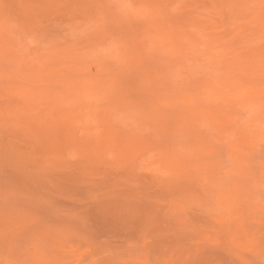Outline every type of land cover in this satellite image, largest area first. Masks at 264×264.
<instances>
[{"label": "rangeland", "instance_id": "rangeland-1", "mask_svg": "<svg viewBox=\"0 0 264 264\" xmlns=\"http://www.w3.org/2000/svg\"><path fill=\"white\" fill-rule=\"evenodd\" d=\"M0 264H264V0H0Z\"/></svg>", "mask_w": 264, "mask_h": 264}]
</instances>
